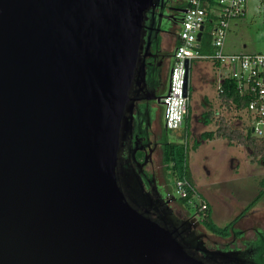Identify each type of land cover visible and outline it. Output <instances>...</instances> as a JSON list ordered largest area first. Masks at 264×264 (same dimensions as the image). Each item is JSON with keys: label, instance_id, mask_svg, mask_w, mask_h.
Wrapping results in <instances>:
<instances>
[{"label": "water", "instance_id": "obj_1", "mask_svg": "<svg viewBox=\"0 0 264 264\" xmlns=\"http://www.w3.org/2000/svg\"><path fill=\"white\" fill-rule=\"evenodd\" d=\"M155 5L0 0V264H247L237 250L197 257L125 165L136 108L153 97L143 92Z\"/></svg>", "mask_w": 264, "mask_h": 264}, {"label": "rangeland", "instance_id": "obj_2", "mask_svg": "<svg viewBox=\"0 0 264 264\" xmlns=\"http://www.w3.org/2000/svg\"><path fill=\"white\" fill-rule=\"evenodd\" d=\"M255 0H249L248 15L231 21V31L227 36V52H264V17L253 14ZM228 72L225 65L218 66L211 60L197 59L192 63L190 74V119L180 128L170 129V136L183 141L188 148V163L192 182L186 178L187 188L192 192L189 206L199 207L205 204L211 212V218L219 226L228 225L236 215L264 190V160L253 159L251 149L228 139H204L203 133L214 130L215 123L206 120V113L212 109L226 115L235 126H241L236 109H226L219 99V77ZM168 78L162 90L164 96L169 88ZM161 113L165 120L166 106L161 104ZM244 123L251 128L249 114H243ZM197 144V148L194 145ZM161 178L168 170L162 157L157 156ZM167 178V190L176 199H180L175 173L170 170ZM200 209V207H199ZM205 221V213L202 214ZM244 237L254 239L258 226L264 230V197L257 209L249 211L242 218Z\"/></svg>", "mask_w": 264, "mask_h": 264}, {"label": "flooded vegetation", "instance_id": "obj_3", "mask_svg": "<svg viewBox=\"0 0 264 264\" xmlns=\"http://www.w3.org/2000/svg\"><path fill=\"white\" fill-rule=\"evenodd\" d=\"M189 0H156V5L150 10L146 22V56L147 84L144 97L136 108V120L134 136L127 142L123 152L126 166L136 168L142 175L146 192L154 199L160 197L161 205L155 204L152 208L154 217L160 216L162 212H168L181 225L186 235L193 239V252L199 258H206L210 252L240 251L239 257L247 264H264V230L258 226L254 227L256 237L248 239L244 237V229L238 224L252 209H257L261 200L254 206L243 208L236 217L226 226H219L227 230L221 233L210 228L204 221L203 210L196 206H189L176 199L167 190L166 176L161 178L160 165L157 156L160 154L163 161L165 144L172 141L170 129L161 113L162 90L171 75L175 62V50L180 42L181 21L184 11L188 8ZM149 44V45H148ZM148 45V46H147ZM169 139V140H168ZM137 148L136 157H133V149ZM147 164L139 167L146 159ZM164 163V161H163ZM166 165V164H165ZM156 186L158 191H153ZM201 205V204H200ZM208 208V207H207ZM242 215V216H241Z\"/></svg>", "mask_w": 264, "mask_h": 264}, {"label": "built area", "instance_id": "obj_4", "mask_svg": "<svg viewBox=\"0 0 264 264\" xmlns=\"http://www.w3.org/2000/svg\"><path fill=\"white\" fill-rule=\"evenodd\" d=\"M249 0H189L181 21L179 37L181 44L175 50V62L171 71L169 88L162 97L166 106L165 122L169 129H178L190 112V78L186 94V60H211L219 66L228 67V72L219 77L218 91L224 92L223 80L233 78L239 92L249 97L248 105L238 113H248L253 133L264 135V52H227L226 39L231 31V21L248 15ZM253 14L264 17V0H255ZM204 25L203 35L208 30L212 36L213 52L204 54L200 50L198 34ZM186 178L176 183L180 197L189 193ZM206 206L204 205L203 208Z\"/></svg>", "mask_w": 264, "mask_h": 264}, {"label": "trees", "instance_id": "obj_5", "mask_svg": "<svg viewBox=\"0 0 264 264\" xmlns=\"http://www.w3.org/2000/svg\"><path fill=\"white\" fill-rule=\"evenodd\" d=\"M213 2V0H211ZM181 44V40L179 45ZM212 36L208 30L204 33V36L201 41L200 50L204 54H209L213 52ZM219 66L218 63H215ZM224 92L219 93L220 105L226 109H236V111L243 110L249 103V97L242 95L238 88L237 82L233 78H226L223 80ZM191 109V107H190ZM191 111V110H190ZM240 116L241 126H235L231 120L224 114L217 113L210 109L205 117L206 120L211 123H215V129L211 131H206L203 133L204 139H216L224 138L228 139L230 142L237 143L242 146L249 147L251 149V154L253 159H262L264 160V135L258 136L253 133L252 128H249L243 119V114L238 113ZM190 119V112L186 118L188 122ZM169 140V139H168ZM197 144L194 145V148H197ZM163 161L166 164V169L168 170V176L171 175L170 170L172 169L175 173L176 179L187 178L191 183V172L189 170L188 163V148L187 145L182 141H168L165 144V152L163 155ZM264 184V183H263ZM192 197V192L189 190V193L186 196L180 197L182 202L186 205H189L188 202ZM264 197V190H261L256 198L249 204L248 208L254 206L260 199ZM205 204L199 205L203 210L202 214L205 213V223L215 231L225 233L226 229L220 228L217 224H214L213 219L211 218V212L207 207L203 208ZM206 206V205H205ZM242 216V215H241Z\"/></svg>", "mask_w": 264, "mask_h": 264}]
</instances>
